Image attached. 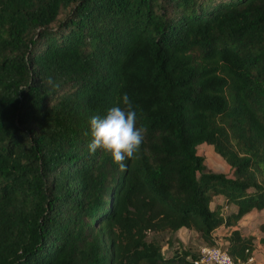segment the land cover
I'll return each mask as SVG.
<instances>
[{
	"label": "trees",
	"instance_id": "trees-1",
	"mask_svg": "<svg viewBox=\"0 0 264 264\" xmlns=\"http://www.w3.org/2000/svg\"><path fill=\"white\" fill-rule=\"evenodd\" d=\"M124 93L122 171L88 144ZM262 210L264 0H0V264H200L182 229L253 264Z\"/></svg>",
	"mask_w": 264,
	"mask_h": 264
},
{
	"label": "clouds",
	"instance_id": "clouds-1",
	"mask_svg": "<svg viewBox=\"0 0 264 264\" xmlns=\"http://www.w3.org/2000/svg\"><path fill=\"white\" fill-rule=\"evenodd\" d=\"M47 83L58 87L49 78ZM92 141L88 150L95 154L100 150L111 157L112 161L126 168L125 160L136 158L144 141V129L137 127V112L127 93L117 96L116 106L108 109L105 116L90 118Z\"/></svg>",
	"mask_w": 264,
	"mask_h": 264
},
{
	"label": "rangeland",
	"instance_id": "rangeland-1",
	"mask_svg": "<svg viewBox=\"0 0 264 264\" xmlns=\"http://www.w3.org/2000/svg\"><path fill=\"white\" fill-rule=\"evenodd\" d=\"M198 154L205 158L206 167L216 173H223L227 176L232 175L231 167L218 155L213 147L209 144H201L197 147ZM264 224V210L253 211L244 216L239 222V228L243 235H253L257 242L256 256L258 262L255 264H264V246H259V238L261 234V225ZM218 234L222 233V230H218ZM180 244L182 246L190 247L194 252L202 248V241L199 240L196 232L192 230L182 229L178 232L169 233L166 236V240H163L162 252L168 253L171 245ZM261 244V243H260Z\"/></svg>",
	"mask_w": 264,
	"mask_h": 264
},
{
	"label": "built area",
	"instance_id": "built-area-1",
	"mask_svg": "<svg viewBox=\"0 0 264 264\" xmlns=\"http://www.w3.org/2000/svg\"><path fill=\"white\" fill-rule=\"evenodd\" d=\"M200 264H234L227 252L221 247L200 248ZM253 259L250 258L249 261Z\"/></svg>",
	"mask_w": 264,
	"mask_h": 264
},
{
	"label": "crops",
	"instance_id": "crops-1",
	"mask_svg": "<svg viewBox=\"0 0 264 264\" xmlns=\"http://www.w3.org/2000/svg\"><path fill=\"white\" fill-rule=\"evenodd\" d=\"M262 211H263V210H262ZM261 234H262V235H261L260 238L258 239V240H259V246H260V245H263V246H264V244H262V243L260 242V239L263 237V233H262V232H261ZM220 241H222V240H220ZM255 242H256V240H255ZM260 243H261V244H260ZM256 248H257V242H256ZM254 255H255V256L257 255V254H256V249L254 250ZM254 258H255V257L253 256V257H252V259H253L252 261H253V262H254ZM255 259H256V258H255ZM255 262H258V258L255 260ZM253 264H255V263H253Z\"/></svg>",
	"mask_w": 264,
	"mask_h": 264
}]
</instances>
